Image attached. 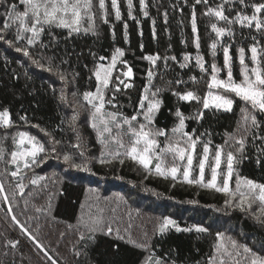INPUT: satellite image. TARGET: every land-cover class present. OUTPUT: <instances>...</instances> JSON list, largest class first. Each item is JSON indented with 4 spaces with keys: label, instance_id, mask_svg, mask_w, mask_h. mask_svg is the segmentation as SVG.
<instances>
[{
    "label": "trees",
    "instance_id": "1",
    "mask_svg": "<svg viewBox=\"0 0 264 264\" xmlns=\"http://www.w3.org/2000/svg\"><path fill=\"white\" fill-rule=\"evenodd\" d=\"M260 2L264 0H246V4L249 5ZM11 3H16L18 10H22L19 0H7L6 4H0V13H5ZM145 3L147 17L140 9L139 0H133L132 13L135 19H131L128 16L127 0H119L122 19L116 21L111 11L110 0H106L109 22L103 23L97 13L96 34L81 31L69 36L68 30L53 28L55 39L45 31L34 45H27L26 40L19 41L17 46L28 47L30 58L24 57L22 52H16L14 47H9L4 41H0V110L9 109L14 122L8 130H0V139H3L2 146L5 153L9 150L10 138L7 136L9 130L27 131L46 143L49 138L39 131V128H43L56 140L61 141L57 145V153L52 154L47 162L38 168L37 172L45 175L46 179L33 186L32 194L36 196L34 201L21 205L19 204L21 198L13 199L15 210L12 213L37 237L57 264H141L143 262L148 252L124 239L96 233L93 240H80V233L85 232L78 222L81 205L86 202L88 195L95 194L98 198L97 192H106L108 187L114 188V185L126 189L127 196L123 195L126 202L127 197L130 201H134L136 196L141 194L140 190L132 189V184H143L150 192L170 200L173 203L170 208L174 212L177 211L175 207H182L183 203H194L195 206L202 207V217H197L196 220L193 217L187 222L176 224L180 229L189 228L192 229L191 231H176L175 228H168L162 234L156 230L150 233L147 240L154 255L163 257L168 264L173 262L174 264H206L209 255L213 252L217 232L210 227L206 219L212 217L210 209H213V206L222 205V196L191 185L173 184L168 179L145 178L131 161H125L123 164L95 162L93 159L97 158L99 143L86 123V103L83 101L82 94L85 91H95L96 82L92 69L95 63H103L99 61V57L104 56L106 60H110L114 49L119 47L125 51L123 59L133 67L134 87L116 94V103L123 106L121 111L124 114L132 115L142 89L147 84L146 73L152 67L149 61L141 57L149 54H159L162 58L175 56L176 60L169 59L167 66L163 59L158 60L157 67L154 69L156 75L152 83L161 89L159 97L163 101L156 114L154 126L169 131L175 124L174 116L177 108L186 117H194L198 111L202 110L204 113L202 119L185 120L186 131L192 133L195 130V134L200 136L202 141L211 140L212 146L223 145L230 133L236 134L239 138L238 122L242 102L237 99L231 112L214 108L201 109L199 103L195 105L196 101L179 100L173 92L194 91L203 96L208 75L202 73L196 66L195 57L199 52L206 61L205 67H209L213 62L210 46L217 39L220 40V44L217 47L216 63L218 66H223L221 45L230 44L234 78L239 81L240 66L237 49L244 47L246 59H249V48L255 43L252 37L255 36L259 41L258 49H260L264 48V36L254 27L250 29L237 23L231 26L234 32L233 37L218 38L212 31L211 24L217 23L218 27H224V22L204 13L208 7H215L222 3V0H208L207 5L203 3L195 5L200 42V48L197 50L191 29L192 5L195 0H186V2L185 0H145ZM224 7L225 14L230 18L234 17L237 11L242 10L238 0L226 3ZM243 11L251 15L253 10L248 7ZM165 13H167V23H165ZM5 18L0 16V28L3 27ZM125 23L128 25L127 42L124 39ZM153 29H155V37ZM15 32L16 28L13 26L4 33L5 38L14 40ZM185 54H191V59L187 62V67L181 68L180 64L185 63L183 60ZM33 60L40 61L45 68L38 67L32 62ZM49 63L53 67V72L45 70ZM57 66L60 72L65 73L67 84L56 74ZM77 73L73 80V75ZM192 77H196V81H193ZM177 80L182 83L176 84ZM169 81L172 83L169 84ZM62 94L65 99H62ZM74 114L78 116L76 121L72 120ZM21 116H26L27 119L21 120ZM258 119L264 120V116H258ZM33 125H39V128ZM73 127L76 128V132L72 131ZM77 136L80 138L79 141ZM78 142L82 145L80 149L72 147ZM46 147L50 145L46 143ZM262 149L264 144L260 140L253 141L252 137L247 138L244 158L236 166L239 175L264 183ZM79 151L84 152L83 157L79 156ZM61 153L72 155L75 163L86 165V170L70 167L61 159ZM257 159H260V164H257ZM56 167L61 169L60 174L51 173ZM44 185L47 187L45 188ZM102 188L104 190H100ZM151 202L154 203V201ZM35 205H39L45 211L37 213ZM125 207L122 202L116 200L111 202L109 210L114 226H127L129 223L138 221L131 214L125 215L127 212ZM7 208L8 204L0 199V264H51L35 247L32 240L12 221V214L8 213ZM206 208L207 211H205ZM112 209H115L114 213ZM29 217L33 219L30 220ZM231 219H233L232 223L242 231L244 238L253 239L252 241L261 248L264 255V227L254 223L251 218L234 215ZM141 221L148 230L153 229L148 227L149 222H146V218H142ZM196 226L206 227L209 231L198 233L195 231ZM121 232L130 234L129 229L127 232L123 229ZM145 233L141 231L138 236ZM8 240H18L19 244L15 249L6 247ZM77 252L79 255L76 254Z\"/></svg>",
    "mask_w": 264,
    "mask_h": 264
},
{
    "label": "snow or ice",
    "instance_id": "2",
    "mask_svg": "<svg viewBox=\"0 0 264 264\" xmlns=\"http://www.w3.org/2000/svg\"><path fill=\"white\" fill-rule=\"evenodd\" d=\"M6 3L7 0H0V4ZM110 3L115 20L120 21L122 15L118 0H110ZM201 3L207 5L208 0H195L191 14V29L197 50L200 48V42L195 5ZM226 3H232V0H222V3L215 7H208L204 13L224 22V27H218L217 23L211 24V29L218 38L233 37L234 32L231 26L237 23L250 29L254 27L257 32L264 36V15H262L264 14V2L249 5L246 4V0H238L242 10L237 11L235 16L231 18L225 14L224 5ZM19 5L22 6V10H18L16 3H11L6 8L5 13H0V16L6 17L3 20V27L0 28V41H4L9 47H14L16 52H22L24 57L29 58L28 47L17 46L19 41L26 40L27 45H34L45 31L55 39L52 32L53 28L66 29L69 36L78 34L81 31L96 34L97 13H99L103 23L107 24L109 22L106 0H95V2L94 0H19ZM139 5L143 15L147 17L145 0H139ZM127 7L129 18L135 19L132 13L133 0H127ZM248 7L253 10L251 15L243 11L244 8ZM165 23H167V13H165ZM153 24H155V21H153ZM13 26L16 28L14 40H8L5 38L4 33L12 29ZM127 28L128 25L125 23V42L128 41ZM113 36H115L114 31ZM153 36L155 37V29H153ZM252 40L255 43L249 48L251 67L246 63L245 48L239 47L237 49L241 76L239 81L234 78L230 44L221 45L223 66H218L216 63L217 47L220 44V40L217 39L210 46L213 62L209 67H205L206 61L199 52L195 57L196 66L202 73L208 75V80L205 81L207 88L205 95L200 96L194 91L173 92V95L179 100L196 101L202 105V109L214 108L231 112L237 99L242 102L243 106L240 108L241 115L238 122L239 138L236 134L230 133L223 145L212 146L211 140L202 141L200 136L195 134V130L192 133L185 131V120L202 119L204 116L202 110L198 111L194 117H186L177 108L175 116L178 123L171 129V135L163 128L154 127L156 114L163 103L159 97L161 89L155 87L152 83L156 75L154 69L157 67L158 60L163 59L165 66H167L169 59L176 60L175 56L162 58L159 54H149L141 57L149 61L152 67L146 73L147 84L142 89L132 115L124 114L121 111L123 106L116 103L117 93L134 87L132 83L134 78L133 67L129 65L127 60L123 59L125 51L116 47L108 63H95L92 69V75L95 77L96 82L95 91H85L82 98L88 108L90 126L96 131L99 143L104 145L105 148L110 144L117 146L116 150L102 151L99 163L108 164L113 160H118L120 164H123L125 162L123 157H127L142 166L149 174L154 173L173 181L181 179L182 182L189 185H198L205 189L223 193L226 197L225 204L227 206L238 208L241 212L251 213L253 218L264 227V183L239 175L236 171V165L244 158L243 153L248 137H252L253 141L260 140L264 144V134H262L264 133V127H262L264 120L258 119V116H264V48L258 49L259 41L256 40L255 36L252 37ZM140 47L143 49V45ZM106 59L104 56L99 57V61H105ZM190 59L191 54H185L183 56L185 63H181L180 67H187V62ZM32 62L40 68H45V65L38 60ZM118 64L123 65V69L118 68ZM45 70L53 72L51 63ZM55 71L60 80L67 84L65 73L60 72L58 66ZM222 72L225 73L224 78H221ZM76 75L78 73L73 75V80H75ZM191 79L196 81V77ZM171 83L169 81V84ZM175 83L180 84L182 81L177 80ZM62 99H65L63 94ZM108 106L112 110H108ZM77 118L78 116L75 114L72 116L73 121H76ZM20 119L26 120L27 118L21 116ZM13 124L9 109L0 110V128L7 130ZM33 127L39 128V125H33ZM39 131L49 138L46 143L50 147H46L45 142H41L37 136L30 135L27 131H18L12 137L16 148L10 152V159L8 160H5V149L2 146L3 139H0V161L15 166V170L10 172V176L17 178L18 181L23 179L21 176L23 169L41 166L47 162L52 154H56L58 151L57 145L61 141L56 140L51 133L43 128H39ZM72 131L76 132V128L73 127ZM159 137L165 138L163 147H161ZM77 139L79 141V136H77ZM26 145L28 146L26 147ZM198 145L202 148L200 152L197 151ZM72 147L80 149L82 145L78 142ZM120 149H123V151H120ZM262 152H264V149H262ZM79 156L83 157L84 152L79 151ZM105 156H110L112 159H105ZM63 161L70 167L86 170V165L75 163L72 155H63ZM153 161H155L154 166ZM222 163L224 164L223 169L221 167ZM260 163V159H257V164ZM206 168L210 169V178L208 179H206ZM234 178L235 187L233 188ZM44 179L43 176H35L30 180V183L38 185ZM25 187L22 182L15 184V188L19 190L21 196L24 195ZM44 187L46 188L47 185H44ZM0 195L3 196V201L8 204V213L12 214L13 208L9 196L5 194L3 183H0ZM15 195L16 192L14 191L13 196ZM49 200H51V197H49ZM25 203L27 204V201ZM253 205H257L258 210L254 211ZM92 207V205H89L88 211L80 217L79 224L85 229V232L80 233V240H93L96 233L112 235L114 232L118 239H125V236L120 235L121 229L113 227V218H105L103 208L96 206V211L93 213ZM81 208H84V205H81ZM35 210L37 213L45 211L41 207H37ZM112 212L114 213L115 209H112ZM11 219L20 228L21 232L32 240L35 247L43 253L51 264H57V261L49 255L44 245L29 231L25 224L21 223L16 215L12 214ZM29 219L31 220L33 217H29ZM170 225L176 226L175 221L169 217H164L157 229L158 233H164ZM128 228H131V224L128 225ZM128 228H125L124 231L127 232ZM182 230L191 231L192 229L176 227V231ZM195 231L206 233L209 230L203 226H196ZM144 235L147 237V233ZM128 242L148 252L143 264H168V261L163 257L153 254L147 239L136 241L129 235ZM18 244V240H8L5 246L15 249ZM76 254L79 255V252ZM206 264H264V255L258 254L247 244L240 243L230 236L225 237L223 233L218 232L216 243L213 245V252L209 255Z\"/></svg>",
    "mask_w": 264,
    "mask_h": 264
},
{
    "label": "rangeland",
    "instance_id": "3",
    "mask_svg": "<svg viewBox=\"0 0 264 264\" xmlns=\"http://www.w3.org/2000/svg\"><path fill=\"white\" fill-rule=\"evenodd\" d=\"M124 1H126V0H124ZM118 3H119V0H118ZM111 11L114 14V11L112 9H111ZM250 55H251V53H250ZM109 61L110 60H105V61H103V63H108ZM246 63H248L250 67L252 66L250 58L246 59ZM118 68L123 69V65L118 64ZM221 74H222L221 78H224L225 73L222 72ZM239 77L241 79L240 71H239ZM206 91H207V88L205 89L203 95H205ZM117 94H121V92L117 93ZM197 104L198 103L195 102L196 106H197ZM199 105L202 109V105L201 104H199ZM108 110H112L110 106H108ZM86 111H87L86 123H87L88 127L93 131V133L96 137V141H98L96 131L90 126V118H89V112H88L87 105H86ZM174 118H175V124H174V126H175L178 123V120H177L176 116H174ZM2 129L3 128H0L1 131H2ZM171 129L169 131H167L169 133V135H171ZM185 131H186V128H185ZM17 132L18 131H16V130H14V131L9 130V132L7 133V136H9V138H10V142H9L10 144L8 146V149H9L8 152L5 153V160L10 159V152L12 150H15V148H16V145L13 143L12 137ZM158 139L161 141V147H163L165 138L159 137ZM227 139H228V137H227ZM98 143H99V141H98ZM27 146L28 145H26V147ZM116 147H117L116 145L110 144L107 148H105L104 145L99 143V146H98L99 151H98V154L96 156L97 158H94L93 160L95 162H98L102 151L103 152L113 151V150H116ZM120 151H123V149H120ZM197 151L198 152L202 151V148L200 145H198ZM63 155H65V154L61 153V155H60L62 160H63ZM238 156H239V154H238ZM123 158H124V161H131L136 166V169L138 170V172H140V174H142L143 177H145V178L146 177L163 178V177H160L154 173L149 174L147 171H145L142 168V166H140L138 163L132 161L129 158H127V157H123ZM105 159L111 160L112 158L110 156H105ZM112 162H118L119 163L118 160H113ZM154 164H155V161H153V166H154ZM21 167H22V165H21ZM39 167L33 166V168H31V169H23V171L21 172V176L23 177V179L18 181L17 178H13L10 176V172L15 170V166L10 165V164H5L4 162L0 161V183L4 184L5 194H7V195L9 194V198H10V202H11V206L13 208V211L15 210V208L13 206L15 201L13 199L17 200V198H21V201L19 203L21 205L25 204L26 201L27 202L34 201V199L36 197L35 195L32 194V190H33L34 185H32L30 183V180L32 178H34L35 176H43L46 179L45 175L39 174V172H37ZM221 167H222V169L224 168L223 163H222ZM6 169H7V171H6ZM236 171H237V169H236ZM51 173L60 174L61 169H59V167H56L55 169H53V172H51ZM208 178H210V169L206 168V179H208ZM163 179H165V178H163ZM168 180H170L173 184L189 185L187 183L182 182L181 179H178L177 181H173L169 178ZM234 180H235V178L233 179V183H232L233 188L235 187ZM17 182H22L26 186L23 196H21L19 194V190L15 188V184ZM116 182L119 183L118 181H116ZM191 186H194V187L201 189V190H207V191L213 192L215 194H220L222 196V198H223L222 205L219 207L213 206V209H210L212 212V214H211L212 217H207V219H206V221L209 223L210 227L213 228V230H215L217 233L218 232L223 233L225 235V237L230 236V237L238 240L240 243L247 244L249 247L253 248V250L257 251L258 254H260V255L263 254L261 251V248H258L257 244L254 243L255 241L253 242L252 241L253 239L250 240V238H248V237H247V239L244 238V236L241 233L242 231L239 229V227H237L235 224L232 223L233 219H231V217L235 215L236 217L241 216L242 218L243 217L248 218V219L251 218L254 223L259 224L253 218L251 213L241 212L238 208L227 206L225 204L226 197L223 193H218L212 189H205V188H202L198 185H191ZM117 187H119V188H117ZM127 187L129 188V185ZM131 187L133 190H140L141 191V194H139L140 196H136V198L134 197L135 198L134 201H130L128 199V197H127V202L125 201V198L123 195L127 196L126 189L124 190L123 187L119 186V185H114V188L108 187L106 192H102V191L97 192L99 194L98 198L95 194L94 195H88V199L86 200V202L83 203L84 208H81V212L79 214L78 222L80 220L81 215L84 212L88 211L89 205L93 206L91 209L93 213H95V211H96V206L103 208L105 210L104 211L105 218H110L111 211L109 209H111V202L113 200H116L118 202H122L123 204H125V206H126L125 209L127 210L125 215L131 214V216H135L134 219H138V221H136L134 223H129V224H131V228H128V225L127 226H125V225L114 226V224H113V227L114 228L119 227L121 230L128 228L130 230V234H122V232H120V235L125 236V239H124L125 241H128L129 235L131 236L132 239H134L136 241H143L149 237L150 233H152L155 230L157 231V229L160 226V224L162 223V220L164 217L171 218L172 220L175 221V225H176L178 222H187L189 219H191L193 217H194V220H196L197 217H200V216L202 217V215H203V213L201 212L202 207L195 206L194 203H183L181 205L182 207H178V208L175 207V210H177V211L174 212L170 208L171 205L173 204L170 200L166 199L165 197H161V195H157L156 193L150 192L148 189H146V187L143 184L142 185L132 184ZM100 190H104V189L102 188ZM14 191L16 192L15 196H13ZM30 193H31V195H30ZM49 197H52V195ZM39 198H41V196ZM0 199L3 201L2 195H0ZM131 200H133V199H131ZM38 201H39V199H38ZM151 201H154V203ZM174 205L177 206L176 203H174ZM37 207H39V205H35V208H37ZM207 210L208 209L206 208L205 211H207ZM253 210L254 211L258 210V206L253 205ZM142 218H146V222H149L148 227H152L153 229L149 228V230H148L147 227H144L143 223L141 221ZM190 224H194V223L190 222ZM79 226L83 228L82 225L79 224ZM176 227H178V226L177 225L176 226H171V225L168 226V228H175V229H176ZM141 231H145L147 233V237H145V235H142L139 237L138 234ZM112 236L117 237L115 232L112 234ZM147 255L148 254H146V256ZM141 264H143V262Z\"/></svg>",
    "mask_w": 264,
    "mask_h": 264
}]
</instances>
